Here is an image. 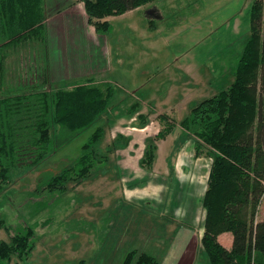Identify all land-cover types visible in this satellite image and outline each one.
I'll return each mask as SVG.
<instances>
[{
  "label": "rangeland",
  "instance_id": "rangeland-1",
  "mask_svg": "<svg viewBox=\"0 0 264 264\" xmlns=\"http://www.w3.org/2000/svg\"><path fill=\"white\" fill-rule=\"evenodd\" d=\"M253 1L156 0L147 14L110 20L109 33L99 36L90 59L80 50L79 57L94 68L92 82H109L115 96L107 112L76 137L59 139L60 128L53 127L50 155L36 166L11 171L0 195V241L10 243L31 228L34 248L26 260L12 257L10 264H123L131 252L159 259L152 238L176 225L171 227L170 219L160 217L150 204L141 207L126 195V188L139 190L142 176L150 174L148 169L128 168L127 154L133 157L144 145L145 153L146 145L154 142V137L141 141L147 134L155 128L159 132L165 121L179 124L195 106L232 84L249 39ZM64 3L69 1L49 6V13H58ZM150 17L156 31L143 29ZM140 116L150 125L145 132L139 131ZM160 116L166 117L164 124ZM98 128L103 136L95 145L92 172L78 184L68 181L64 191L48 189L53 177L74 165ZM185 139L176 140V151Z\"/></svg>",
  "mask_w": 264,
  "mask_h": 264
},
{
  "label": "trees",
  "instance_id": "trees-1",
  "mask_svg": "<svg viewBox=\"0 0 264 264\" xmlns=\"http://www.w3.org/2000/svg\"><path fill=\"white\" fill-rule=\"evenodd\" d=\"M80 1L87 23L103 36L110 31L107 18L156 0ZM43 21V0H0V195L13 169L36 166L50 155L53 127L60 128L59 139L76 137L107 112L115 96L113 85L106 82L50 86ZM249 28L232 84L203 100L179 123L194 138L196 156L212 160L202 202V246L209 264H264V211L262 221H255L264 196V0L253 1ZM131 109L133 114L137 104ZM165 118L160 116V122ZM140 119L145 126L146 120ZM166 123L146 145L141 165L151 167L156 143L172 132L174 124ZM102 136L98 128L74 165L53 177L48 189L64 191L68 181L78 184L87 177ZM223 233L233 237L231 250L217 240ZM33 236L27 228L10 243L0 241V264H10L12 257L26 260L34 248ZM123 264L159 263L147 253L131 252Z\"/></svg>",
  "mask_w": 264,
  "mask_h": 264
},
{
  "label": "crops",
  "instance_id": "crops-1",
  "mask_svg": "<svg viewBox=\"0 0 264 264\" xmlns=\"http://www.w3.org/2000/svg\"><path fill=\"white\" fill-rule=\"evenodd\" d=\"M59 1L43 0V25L46 33L47 53L44 61L48 67L47 73L51 84L57 89L71 88L93 80L90 72L94 75L92 70L94 68L91 69L90 62L79 57V53L81 50L84 55L86 53L85 57L89 56L90 59L93 48L97 47L100 40L94 27L87 23L84 5L80 0H68L69 3L66 6V3L58 6V13L57 11L49 13V9L53 5L56 6ZM149 7L151 4L121 16L109 17L106 21L110 23L112 19L128 15L147 14ZM147 22L148 26H144V30L145 28L148 31L157 30L155 27L152 29L155 26L152 17ZM144 30L141 29L145 35ZM103 55L106 56L105 53ZM103 63L111 64L108 59L107 62L103 59ZM109 67L111 68V65ZM31 71L32 69L27 70L28 73ZM149 127L150 125L146 124L139 131L145 132ZM155 129L141 141L144 143L145 139L147 142L151 137H155L158 133ZM185 135L188 137L187 140ZM173 136L174 138H172ZM177 139H185L187 142L184 146L178 147L176 151L174 145L177 144ZM194 143V138L177 123L174 124L172 132L164 140L156 143L154 161L150 168L141 165L145 145L141 146L140 153L133 157H129L127 154L129 160L125 165L129 166L128 168L148 169L150 174L142 176L143 185L139 190L128 191L126 188V195L135 198L141 207L150 204L160 217L170 219L171 227L176 225L172 228L173 230L153 235L155 255L159 254L160 257L157 259V257L149 255L154 257L159 264H209L202 246L206 215L202 202L207 188L211 159L206 156L197 157L193 150ZM127 150L130 151V154L132 153L129 146ZM133 152L135 151L133 150ZM123 156L126 157L125 154ZM129 161H132L133 164L130 165ZM259 211L261 215L256 222L262 221L264 206L263 208L259 207ZM178 226L185 228L189 233L183 232L182 229L178 230ZM217 240L223 248L231 250L233 237L230 233L219 235Z\"/></svg>",
  "mask_w": 264,
  "mask_h": 264
},
{
  "label": "flooded vegetation",
  "instance_id": "flooded-vegetation-1",
  "mask_svg": "<svg viewBox=\"0 0 264 264\" xmlns=\"http://www.w3.org/2000/svg\"><path fill=\"white\" fill-rule=\"evenodd\" d=\"M151 14V13H150Z\"/></svg>",
  "mask_w": 264,
  "mask_h": 264
}]
</instances>
